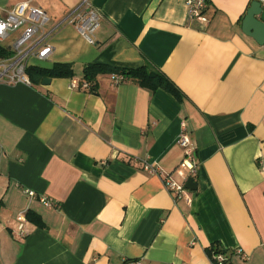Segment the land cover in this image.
I'll list each match as a JSON object with an SVG mask.
<instances>
[{
	"label": "crops",
	"instance_id": "0c3cea01",
	"mask_svg": "<svg viewBox=\"0 0 264 264\" xmlns=\"http://www.w3.org/2000/svg\"><path fill=\"white\" fill-rule=\"evenodd\" d=\"M21 1L0 0V18ZM80 1L30 2L48 16L53 51L29 64L67 63L73 77L0 81V264H212L214 243L224 264H264V46L241 31L254 0H207L204 20L185 0H89L93 44L64 21ZM89 63H150L181 100L110 74L94 90L69 88ZM181 121L197 164L190 204L143 169L180 164Z\"/></svg>",
	"mask_w": 264,
	"mask_h": 264
},
{
	"label": "built area",
	"instance_id": "2783aa9c",
	"mask_svg": "<svg viewBox=\"0 0 264 264\" xmlns=\"http://www.w3.org/2000/svg\"><path fill=\"white\" fill-rule=\"evenodd\" d=\"M32 0H23L11 9L4 18H0V42L7 40L12 32L22 28L21 33L16 36L9 49L11 56L0 59V81L9 84L23 83L31 84L25 69L30 65L31 59L39 61L47 60L52 53L53 47L48 41L49 32L43 30L44 24L48 20V16L44 10L30 5ZM264 7V0H258ZM186 12L190 18L204 20V12L208 7L207 0H185ZM100 14L97 10L89 5V0H81L80 3L70 11L64 18V21L72 24L89 43L93 44V35L99 27ZM114 83L125 81L121 74H110ZM71 89L89 90V82L79 81L72 78L69 82ZM178 145L183 149V158L180 164L171 172L161 175L160 168L151 163L145 162L143 169L149 174L160 176L161 182L165 190L171 194L173 199H183L190 204L192 196L189 189L184 187V183L188 177H195L197 174V164L195 161L194 149L189 140V136L185 129V122L180 123V132L177 138ZM28 195L32 196L33 192L28 191ZM40 201L47 207L52 206L51 199L41 197ZM17 231L21 237L26 235L23 228L24 215H18ZM235 254L241 259H245V254L241 249L237 248ZM227 257L222 253L213 255L212 264H224Z\"/></svg>",
	"mask_w": 264,
	"mask_h": 264
},
{
	"label": "trees",
	"instance_id": "16d2710c",
	"mask_svg": "<svg viewBox=\"0 0 264 264\" xmlns=\"http://www.w3.org/2000/svg\"><path fill=\"white\" fill-rule=\"evenodd\" d=\"M11 54L12 52L9 48L0 44V59L8 58ZM25 72L30 82L33 84L39 83L45 77H73L71 65L67 63H55L50 68L29 65L25 69ZM112 73L121 74L125 80H129L139 87L145 88L151 92L162 89L173 95L177 100H181V92L175 84L161 70L150 63L135 68H119L103 63H89L86 64L82 70L83 79L90 84L89 90L95 89V78L97 75ZM25 218L37 227H44L41 218L31 210L26 211ZM205 251L212 262L214 254L222 253L225 255V250L217 243L212 244L209 248H206Z\"/></svg>",
	"mask_w": 264,
	"mask_h": 264
},
{
	"label": "water",
	"instance_id": "95a60500",
	"mask_svg": "<svg viewBox=\"0 0 264 264\" xmlns=\"http://www.w3.org/2000/svg\"><path fill=\"white\" fill-rule=\"evenodd\" d=\"M241 31L258 45L264 46V7L261 6L258 0L252 1L247 8L241 20ZM49 81L50 78L45 77L42 79V84H48ZM184 187L195 191L197 183L193 177H188Z\"/></svg>",
	"mask_w": 264,
	"mask_h": 264
},
{
	"label": "rangeland",
	"instance_id": "374dc122",
	"mask_svg": "<svg viewBox=\"0 0 264 264\" xmlns=\"http://www.w3.org/2000/svg\"><path fill=\"white\" fill-rule=\"evenodd\" d=\"M18 32L19 31H17L16 33L15 32H12L11 34H10V37L7 39V41L6 42H1L3 45H7V42H11L12 43V41H13V39L18 35Z\"/></svg>",
	"mask_w": 264,
	"mask_h": 264
}]
</instances>
